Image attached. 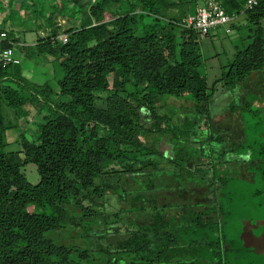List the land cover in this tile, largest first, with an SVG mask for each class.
Masks as SVG:
<instances>
[{
    "label": "trees",
    "instance_id": "trees-1",
    "mask_svg": "<svg viewBox=\"0 0 264 264\" xmlns=\"http://www.w3.org/2000/svg\"><path fill=\"white\" fill-rule=\"evenodd\" d=\"M28 1L16 0L19 12L29 15ZM57 1L55 11L69 23L63 32L52 13L46 19L49 33L34 46L12 33L1 41L0 29V51L12 48L15 55L20 49L25 59L52 57L61 72L54 92L49 83L28 81L22 61L0 63V82L15 86H0V101L15 110L32 105L43 115L34 139L22 135L21 150H0V264H264V252L245 240L249 226L264 229V219L234 218L248 202L228 185L241 179L233 167L245 166L243 178L256 187L253 207L264 210V0L251 10L248 0H216L238 19L231 32L247 26L249 35L212 87L200 70L204 38L179 21L161 19L163 0H89L85 13L80 0ZM81 15L86 17L76 22ZM254 74L261 76L246 89ZM241 86L244 101L232 103L228 112L236 115L233 128L240 126V132L234 142L209 135L218 144L208 148L200 138L206 129L201 122L210 128L228 118L212 121L211 104L221 92L238 95ZM166 97L183 100V108L201 122L173 124L175 114L166 115L157 103ZM154 135H172L173 156L150 141ZM28 165L37 169V184L28 180ZM142 177L147 183L140 191L162 184L179 200L158 206L151 196L133 195L127 212L144 220L129 218L126 237L109 243V235L124 234L118 220L102 230L86 220L109 218L108 195L123 193L116 184ZM78 228L83 244L67 246L55 237Z\"/></svg>",
    "mask_w": 264,
    "mask_h": 264
},
{
    "label": "rangeland",
    "instance_id": "rangeland-1",
    "mask_svg": "<svg viewBox=\"0 0 264 264\" xmlns=\"http://www.w3.org/2000/svg\"><path fill=\"white\" fill-rule=\"evenodd\" d=\"M88 2L89 0H80V2H78L80 10L84 13L89 9ZM16 3V0H0V29L2 28V31L6 32L8 35L12 33L14 38L19 39L20 43L26 45L27 47L36 45L38 38L41 35L42 37L47 36L50 31V27H47L46 19L50 13L53 14V22L56 23L55 25H60V32H63L69 26V23L65 20L64 15H61L55 11V7L59 5L57 0H29V4L33 3V6L28 10L29 15H27V12L25 11L19 12L16 7ZM162 5L163 6L159 14L161 19H174L181 23H184L190 18L195 17L197 15L198 7L201 6V4L198 5L194 0H163ZM39 13H42V16L36 17V15ZM84 16L81 15L80 17H76L74 19L76 22H78L80 19H84ZM241 19H239V21H241ZM237 20L238 19H235V22ZM248 35L249 31L247 26L242 27L241 29H234L230 34H226L223 28H218L217 30H213L206 38L200 40L199 46L204 59V65L200 70L206 75L210 87H212L213 84L218 79H220L222 75V66L227 65L234 59L236 46H241V40ZM15 58H19L20 61H22V75L28 81L40 86H44L46 83H49L54 92L57 90L56 81L59 77L58 74L61 72L59 73L54 69L52 64L54 61L52 57L49 58L50 60H46V56L38 55L34 59H25V56L22 54L21 50L16 49ZM260 76L261 75L259 74L252 75L246 84V89L251 87V84L257 81ZM3 85H11L12 87H15L13 84L8 82H0V86ZM238 89V95L230 91H224L221 92V95H216L210 108L212 121L216 122L225 115H227L228 118L226 117V119H224L222 122L216 123L215 127L210 128L205 122H201V116L196 113L194 114L192 111H188L186 108V110L183 108L185 105L183 100L166 97L164 98V101L167 100L166 103L163 101H158L157 103L160 107V110L162 109L163 113L166 115L171 116L172 113L175 114L172 120L173 124L175 125L182 126L184 121L188 119L197 123L201 122V125H203L206 129L202 132L203 136L200 138L204 140L207 147L211 145L214 148V145H217L218 141H212L208 139L207 136L213 135L216 137L223 135L226 142H234L235 135H237V132H240V126L238 129H235V127L233 128V122L236 119V115H228L229 106L232 105V103L234 105L241 106L244 101L245 90L243 89V86ZM260 90H263L261 93H264L263 88ZM242 93L243 95H241ZM53 101H55V99ZM188 101L190 103H186V105L193 104L194 106L192 100ZM196 117H198L199 120ZM42 119L43 115L37 114L35 106L26 105L23 109L20 108L15 110L0 101V150L3 149L6 152L21 150L19 142L22 135L25 134L30 140L34 139V135L38 131V126L43 123ZM226 124L229 125L230 130L228 127L227 129L224 127ZM150 141L160 143V148L164 156H173V147L175 143L172 142V135H154L150 138ZM226 142L224 143V146ZM25 170L26 174L28 175V180L32 184H37L39 181V175L36 167L34 165H28L25 167ZM235 171L238 173L241 179L237 182L235 180H231L232 182L228 184L229 191L231 193L236 192L239 197H245L244 200H247L248 204L245 210L238 209L235 211L236 215H234V218L240 219L244 217L247 218V220L253 218V221L256 222H258L260 217L264 219V210L256 211V209L253 207L256 202L251 200L252 193L254 190H256V187H254L252 183H248L246 179L243 178L244 174L247 175V168L245 166H235L233 167V172ZM146 183V177H142L140 179L124 178L121 183L116 184V187L123 189V193H110V196L108 195V199L104 203V210L110 214L109 218L107 216H103L96 217L91 220L87 219L86 221L90 222L94 229L102 230L106 229L105 224L109 225L114 223L115 220H118V223L122 225V232H124V234L122 236H108L109 243H116L118 239L126 237L125 231L126 227L129 226V218H131L135 223H140L144 220V217L139 214L130 215L127 212L131 207V199L133 195L135 196L136 194L141 193L142 199L150 198L151 196V198H154V201L159 203L158 206H160L161 203L164 204L165 202L172 205L175 204L177 200H179L175 192L169 191L168 189L165 190V186L162 184H158V190L155 189L152 192H143V190L140 191V189L145 186ZM189 186L191 188L195 187L193 182L189 183ZM241 199L242 198H240V200ZM176 212V210L173 211V213ZM146 218H148L147 215ZM254 234L255 236H259L260 240L263 239L262 242L264 241V229L262 227L256 226L254 229ZM55 237L58 241H60L61 244H65L67 246H77L83 244L85 241L83 231L80 228L64 229L57 233ZM245 239L249 241L252 239L249 230H247ZM259 244L258 246L263 248ZM91 259H93V257H91Z\"/></svg>",
    "mask_w": 264,
    "mask_h": 264
},
{
    "label": "built area",
    "instance_id": "built-area-1",
    "mask_svg": "<svg viewBox=\"0 0 264 264\" xmlns=\"http://www.w3.org/2000/svg\"><path fill=\"white\" fill-rule=\"evenodd\" d=\"M260 0H248L246 9L251 10L259 4ZM235 21L234 16L227 14L222 4L216 0H206L197 11V15L189 20L185 21L183 25L188 28H193L197 31L202 38H206L211 31L223 28L227 34L231 32L230 25ZM7 38V33L1 34V41ZM60 41L65 44L68 42V38L65 35H61ZM0 63L4 66L16 65L20 63V60L15 58L14 50L12 48H6L0 51Z\"/></svg>",
    "mask_w": 264,
    "mask_h": 264
},
{
    "label": "crops",
    "instance_id": "crops-1",
    "mask_svg": "<svg viewBox=\"0 0 264 264\" xmlns=\"http://www.w3.org/2000/svg\"><path fill=\"white\" fill-rule=\"evenodd\" d=\"M253 229H255V227H248V228H247V230L250 231V234H251L252 239H251V241L245 239V240H246V243H247L249 246L255 247L258 251H260V252H264V241L262 242L263 239L260 240L259 237H255V236L253 235ZM247 230H246V233H247ZM259 243H261V244H259ZM258 244L261 245V247H263V248H260V247L258 246Z\"/></svg>",
    "mask_w": 264,
    "mask_h": 264
}]
</instances>
